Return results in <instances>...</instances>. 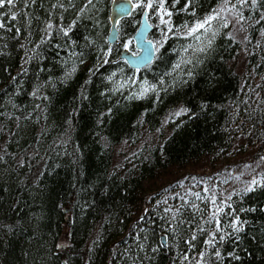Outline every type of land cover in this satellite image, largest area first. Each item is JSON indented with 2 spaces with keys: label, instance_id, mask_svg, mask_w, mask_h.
Instances as JSON below:
<instances>
[{
  "label": "trees",
  "instance_id": "1",
  "mask_svg": "<svg viewBox=\"0 0 264 264\" xmlns=\"http://www.w3.org/2000/svg\"><path fill=\"white\" fill-rule=\"evenodd\" d=\"M130 1L115 46L112 0L0 7V264H264V0Z\"/></svg>",
  "mask_w": 264,
  "mask_h": 264
},
{
  "label": "water",
  "instance_id": "2",
  "mask_svg": "<svg viewBox=\"0 0 264 264\" xmlns=\"http://www.w3.org/2000/svg\"><path fill=\"white\" fill-rule=\"evenodd\" d=\"M134 5L130 0H112L109 13L110 30L107 37V42L110 46H114L118 42V32L116 29L117 23L129 17L133 11ZM151 28L146 19V11L142 14L139 26L132 37L135 53L128 49L120 51L118 59L123 61L132 71L142 70L149 66L155 57V49L153 43L148 39ZM68 211H65V213ZM69 223V220H68ZM161 245L166 247L165 236L160 237ZM172 264V260H169Z\"/></svg>",
  "mask_w": 264,
  "mask_h": 264
},
{
  "label": "rangeland",
  "instance_id": "3",
  "mask_svg": "<svg viewBox=\"0 0 264 264\" xmlns=\"http://www.w3.org/2000/svg\"><path fill=\"white\" fill-rule=\"evenodd\" d=\"M226 12L224 11L222 14H224L226 18L225 21L229 23L233 36L235 37L237 41H239L240 43H243L245 24L240 22V20L238 21L236 16H234L235 13L234 11H232V9L227 8ZM131 43H133L132 40H131ZM123 47L127 48V46H123ZM245 56H246V49L243 47L237 59V66L240 67V69L243 68L244 66ZM258 148L259 147L255 149H258ZM252 155L254 156L253 159H251ZM239 156L243 157L244 155H239ZM245 157L243 158L242 162L246 164H254L253 166L250 167L251 171L256 170L257 172L262 173V177H264V147L261 146L259 150H256L255 153L249 149V152L248 154L245 155ZM204 167L205 166H202L203 170L210 172V167H206V168Z\"/></svg>",
  "mask_w": 264,
  "mask_h": 264
},
{
  "label": "snow or ice",
  "instance_id": "4",
  "mask_svg": "<svg viewBox=\"0 0 264 264\" xmlns=\"http://www.w3.org/2000/svg\"><path fill=\"white\" fill-rule=\"evenodd\" d=\"M5 2L11 4L13 2V0H0V7H2L5 4ZM148 6L151 7L152 5L149 4ZM161 7H163V0H161ZM168 14L170 15V13H168ZM12 18L15 19L16 17L13 16ZM213 19H216V17L215 16H209V17H207L202 23L197 24L194 28L190 29V33L191 32H196L199 29L205 28V25H210L211 24V21ZM162 22H165V21L162 20ZM223 26L226 27L227 26V23L225 22V24ZM0 27H3V24L2 23H0Z\"/></svg>",
  "mask_w": 264,
  "mask_h": 264
},
{
  "label": "bare ground",
  "instance_id": "5",
  "mask_svg": "<svg viewBox=\"0 0 264 264\" xmlns=\"http://www.w3.org/2000/svg\"><path fill=\"white\" fill-rule=\"evenodd\" d=\"M159 32V31H158ZM157 44H158V46H159V42H157ZM153 46H154V44H153ZM154 49H155V46H154Z\"/></svg>",
  "mask_w": 264,
  "mask_h": 264
}]
</instances>
